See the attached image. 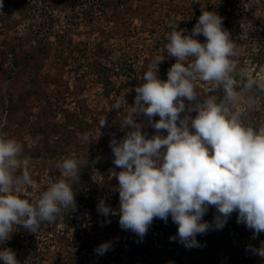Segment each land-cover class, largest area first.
Listing matches in <instances>:
<instances>
[{
  "label": "rangeland",
  "instance_id": "rangeland-1",
  "mask_svg": "<svg viewBox=\"0 0 264 264\" xmlns=\"http://www.w3.org/2000/svg\"><path fill=\"white\" fill-rule=\"evenodd\" d=\"M188 3L191 1L184 2L187 6ZM14 7L19 12L23 9L24 14H14V19H9L6 13H11ZM170 7L169 0H2L0 133L22 145L19 158L32 174L33 182L24 189L21 198L31 202L46 190L50 182L61 178L56 165L62 158L75 154L81 161L79 181L71 182L76 211L70 216L68 212L62 213L55 222H45L32 240H26L23 227H14L13 231L22 235L26 245L33 241L32 247L35 248L49 245L52 256H57L62 239L68 237L71 240L77 233L68 225L69 220L78 221L84 229L91 228L94 221H101L99 232L94 229L88 231L89 238L98 236L99 245L104 242H111V246L123 244L134 234L120 227L118 215H109L106 221L114 220V226H111L113 231L107 240L103 233L106 229L103 215L98 213L97 205L101 198L110 205L118 188V180L112 172L118 173L121 169L112 163L110 140L120 141L131 130L122 128V121L131 112L135 88L143 83V73L150 64L163 59L162 62L168 66L165 68L159 64L157 74L161 80H166L169 68L176 62L165 49L166 35L171 31L169 25L178 24V30L185 29V34H188L196 24L191 20L183 21L182 16L171 11ZM211 11L223 17V27L236 43L238 55L232 59L237 62V68L233 77L239 80L241 70L246 73L245 78L258 76L264 69V0L237 2L226 10ZM38 29L42 33L52 31L51 35L66 32L67 40L72 42L69 56L68 51H51L38 68L29 69L14 81L9 80L12 62L7 58L9 45H19L23 49L35 45L33 31ZM254 31H257L255 36ZM47 39L55 43L53 36ZM197 39L201 43L206 41L202 34ZM101 67L108 71L102 72ZM103 74L110 77L109 88L112 90L109 94H106L100 76ZM210 87L203 81L196 82V92L201 101L209 96L217 98L218 90L208 92ZM248 95L255 96L256 106L247 113L245 122L260 126L264 124V93L253 88ZM10 100L17 102V110L8 111ZM117 100L123 108L113 110ZM191 103L194 102L185 99L186 107ZM183 115L181 113V117ZM190 115L194 118L196 112ZM101 116H107V124L100 129ZM136 119L143 122L142 132L149 138L155 134L146 117L140 115ZM159 119L158 115L153 117L155 121ZM85 133L90 136L89 145L82 140ZM161 135H167L166 130H161ZM118 209L119 204L116 211ZM92 213H95V218H92ZM215 215L216 209L210 206L203 219L211 223ZM237 216L238 213L233 212L227 220L231 225L229 237L234 249H244L249 254V246H261L264 232L253 238L252 230L237 223ZM68 229V234L63 235ZM46 230L50 231L46 234ZM151 231L148 229L145 236L151 235ZM152 236L156 238L157 249L162 252L165 251L164 243L172 244L171 239L159 231L152 232ZM203 245L202 242L200 247ZM3 249L4 243L0 244V250ZM228 252L233 253L229 247ZM229 259L228 255L222 254L212 264H231ZM260 259L259 264H264V257ZM83 260L86 264H114L108 255H97L96 252L88 253ZM0 264L4 261L0 260Z\"/></svg>",
  "mask_w": 264,
  "mask_h": 264
},
{
  "label": "clouds",
  "instance_id": "clouds-1",
  "mask_svg": "<svg viewBox=\"0 0 264 264\" xmlns=\"http://www.w3.org/2000/svg\"><path fill=\"white\" fill-rule=\"evenodd\" d=\"M201 7L190 33L178 30V24L169 25L165 49L176 62L166 80L157 74L163 59L148 66L143 83L135 88L131 112L122 121V128L131 130L120 141L110 140L112 163L121 169L112 172L118 180V211L103 198L97 205L99 214L118 215L120 227L141 238L154 219L167 223L170 216L178 226L179 242L189 249L200 247L198 234L223 229L233 212L238 213V224L252 230L253 238L264 232V124L245 122L256 106L255 96L248 93L254 87L264 91V69L246 79L241 70V79H235L236 43L223 27V17ZM201 34L204 43L197 39ZM198 80L212 86L208 92L222 88L223 99L218 102L209 96L201 101ZM185 99L194 103L186 107ZM121 108L117 100L113 110ZM192 112H196L194 118ZM140 115L155 130L150 138L142 132L143 122L136 119ZM157 115L160 119L153 120ZM106 124L107 116H101L99 128ZM161 130L167 135H161ZM82 140L91 143L88 133ZM21 152L18 141L0 133V244L10 239L18 225L36 234L45 222H55L62 213L77 209L71 182L79 181L80 159L75 154L62 158L56 165L61 178L30 202L21 198L33 182L28 166L19 158ZM210 206L216 209L211 223L203 219ZM110 249L111 242H104L95 252L103 255ZM248 251L264 257V241ZM0 260L20 264L9 248L0 250Z\"/></svg>",
  "mask_w": 264,
  "mask_h": 264
},
{
  "label": "trees",
  "instance_id": "trees-1",
  "mask_svg": "<svg viewBox=\"0 0 264 264\" xmlns=\"http://www.w3.org/2000/svg\"><path fill=\"white\" fill-rule=\"evenodd\" d=\"M187 1L189 0H169L171 11L173 10L176 14L182 16L183 21L191 20V22L197 23L199 15L202 13L201 5H204V8L208 11L214 9L222 10V8L226 10L227 7L234 6L237 2L245 3L252 0H190L191 3H188V6L184 4V2ZM18 13L23 15V9L19 12L16 11V7H14L11 13H6V16L9 19H14V14ZM175 22L176 21H174V23ZM70 31L69 29V34ZM255 32L257 31H254L253 36H255ZM62 33L63 34L56 33L55 35H51L53 34L52 31L42 33V31L38 29L33 31L32 39L34 41L30 39L35 42V45H29V47L25 49L19 45H9L7 58L9 57L12 59V62H10L11 72H9V80L14 81L18 79L22 73L26 74L29 69L38 68V66L43 63L44 59L49 57L51 51H61L62 53L68 51L67 55L69 56V49L72 42L67 40L66 32ZM48 36H53L55 43L50 42L47 39ZM160 64L165 66V68L168 66L164 61ZM100 70L102 72L108 71L104 67H101ZM100 76L104 81L106 94H109L112 90V88H109L110 77L106 74ZM240 79L241 77H239V80ZM254 89L259 93H264V91H260L255 87ZM135 96L136 95H134V98ZM223 96V89H218L217 101L219 102L222 100ZM17 109V102L10 100L8 111ZM117 192L118 191L113 193L112 203H110L113 210H116L119 204V194ZM94 214L95 213L91 214L92 218L96 217ZM106 218L107 217L103 216V225L104 228H106L103 229V233L108 240V237L111 236L113 231L111 226H114V220L107 222ZM101 224V221L98 223L94 221L92 227L89 229H94L96 232H99ZM68 225L70 228L76 229L77 233L71 240H69L68 237L62 239L63 243L58 247L57 256L55 257L52 256L49 245L35 248L32 247L34 246V244H32L34 241L30 245H26L25 241L21 239L22 235L15 231L11 234L10 239L4 242L5 248L11 249L16 254V258L20 261V264H86L83 258L88 253L95 252V249L99 246L98 236L89 238V229H84L82 224L76 220H69ZM20 227L22 226H16L17 229ZM177 227L178 226L172 222L170 216L167 223L158 218L154 219L149 227V229L152 230L151 235H146V238H141L134 233L130 235L123 244L111 246V249L103 255H108L109 261H114V264H212L222 254L229 256L231 264H259V261H261L259 255H255L252 252L247 254L244 249L233 248L234 244L232 243L231 237H229L231 225H229L228 222H226L223 229H210L205 234H198L196 239L199 244L202 242L204 243L203 247H193L190 249L179 242ZM49 231L50 230H46V234ZM154 231L161 232L166 238L176 237V239H171V245L164 243L163 248L165 251L162 252L161 249H157L156 247V238L152 236V232ZM65 232L62 234L67 235L69 229ZM24 233L26 240H32L37 237V233H30L27 230H25ZM157 236L158 235H156V237ZM228 247L233 253L228 252ZM159 255L161 256L159 257ZM105 263L107 264V262Z\"/></svg>",
  "mask_w": 264,
  "mask_h": 264
}]
</instances>
